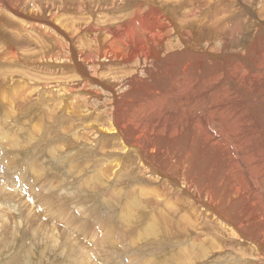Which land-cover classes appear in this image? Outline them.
I'll return each instance as SVG.
<instances>
[{
	"label": "bare ground",
	"instance_id": "6f19581e",
	"mask_svg": "<svg viewBox=\"0 0 264 264\" xmlns=\"http://www.w3.org/2000/svg\"><path fill=\"white\" fill-rule=\"evenodd\" d=\"M261 182L264 0H0V212L51 218L15 212L0 264H264ZM99 197L133 225L107 249L66 209Z\"/></svg>",
	"mask_w": 264,
	"mask_h": 264
},
{
	"label": "rangeland",
	"instance_id": "374dc122",
	"mask_svg": "<svg viewBox=\"0 0 264 264\" xmlns=\"http://www.w3.org/2000/svg\"><path fill=\"white\" fill-rule=\"evenodd\" d=\"M257 2H258V5L260 4V2H261V0H257ZM255 27H259V24L258 23H256L255 24ZM126 43H130V40L129 41H126ZM99 112V111H98ZM40 127V126H39ZM39 135L38 134V132L36 131L35 132V135ZM47 138H48V136H47ZM36 141V140H35ZM37 142V141H36ZM4 150L6 149L5 147L3 148ZM12 155H14V156H12ZM32 155V156H31ZM12 157V158H11ZM27 157L28 158H25V159H22V160H20L21 158L18 156L17 157V154L14 152V153H10V160H14V161H18V164H15V165H13L14 166V168L12 167V169H16L17 167H18V169L15 171V170H13V174H14V177L15 178H17V177H21V176H19L20 174H21V169H22V171L23 172H26V178H27V181L28 182H30V183H35L36 181H35V179H34V175H35V171H31L30 170V164L31 163H33L34 164V162H35V160H36V156H35V153H34V151L31 149L30 150V152L28 153V155H27ZM32 159H33V161H32ZM35 159V160H34ZM9 160V159H8ZM7 160V158H6V161H8ZM31 160V161H30ZM20 161H22V162H20ZM43 162V161H42ZM46 162V160H44V162L43 163H45ZM57 162V159H56V161H55V163ZM41 163V162H40ZM24 164V165H23ZM26 164V165H25ZM109 164H112V163H108L107 165H103L104 167H106V166H109ZM22 165V166H21ZM24 167V168H23ZM26 167V168H25ZM28 168V169H27ZM89 168H91V167H89ZM20 169V170H19ZM56 170H58V169H56ZM16 173H17V175H16ZM66 173H68V174H66ZM19 174V175H18ZM64 174H66L68 177L67 178H70L71 179V177H70V172L67 170V171H65L64 172ZM17 176V177H16ZM60 176V175H59ZM29 177V178H28ZM14 178V179H15ZM31 178V179H30ZM32 179H34V180H32ZM69 179V180H70ZM61 182H62V180H61ZM22 184H24V185H22V187H25V188H29V185L28 184H25V183H22ZM261 185H262V187H264V182H261ZM27 186V187H26ZM43 186H45V185H43ZM75 186V185H74ZM34 190H36L37 192L39 191V193H43V190H42V186L41 185H36L35 186V189ZM44 191H46V190H44ZM55 195L57 194V190H55ZM62 192H64L63 190H60V193H59V195L62 193ZM100 194H103V192H99ZM46 194V193H45ZM109 194V195H108ZM104 195L106 196L105 197V200H110L109 199V197H111V199L113 198V195L112 194H110L109 192H104ZM19 196H20V198H24L28 203L30 202V204H34L35 202H34V199H33V196L32 195H30L29 193H27V192H25V191H23L22 189L21 190H19ZM61 196H62V194H61ZM82 196L83 197H81V195H78V197L80 198V199H84V200H86L87 198H89V197H91V196H93V195H88L87 197H85L83 194H82ZM96 196V195H95ZM67 196H65V198H66ZM82 199V200H83ZM102 199L99 197V199H96V200H93L92 201V203H91V201H89V202H85V203H83V204H81V205H77L76 203H74V204H71L68 208H66L67 210H68V212L70 213L69 214V217L72 219V220H74V223L75 224H78L79 225V230H80V232H78L77 230H76V235L78 234V236L82 239V241L84 242V243H86V244H93V245H97L98 244V241L100 240L102 243H104V246H102L104 249H107V248H109V246H110V243L109 242H113L112 241V237L114 238V241H115V243L116 244H118L119 242H125L126 241V239L130 236V232H129V230L133 227V225H127L126 223H124L123 221H122V219L120 220L119 219V217H118V215H113L112 214V211L114 210V209H116V211L117 212H121V210H122V208H121V205L119 204V203H117L116 202V204H114L115 202H110L111 203V207H108L107 205V203H108V201H105V202H103L101 205H102V208L100 207V206H98L99 205V203H100V201H101ZM58 202H55V204H57ZM106 205H105V204ZM163 204H165V201H163L162 202ZM37 204V202L35 203V205ZM3 206H5V204H2ZM35 205H33L34 206V208L35 209H37L36 210V212H33V215H29V209H28V207H26L27 205H21V207H20V210L19 211H15L16 213H19V212H21V211H23L22 212V215H24V217L25 216H27V218L28 219H30V220H33V219H35V218H38V219H40V218H44L46 221H47V223L49 224V222H51V218H50V216H47V215H45V211H40V209L42 210V207L40 206V205H37V206H35ZM96 206V207H98V208H94V207H92V206ZM117 205V206H116ZM72 206V207H71ZM6 207V206H5ZM9 207V206H8ZM37 207V208H36ZM76 207V208H75ZM26 208H27V211H25L26 210ZM84 209V211H82V210H80V209ZM99 208H101V211L103 212L104 210H106L107 212H106V214H104V213H100V216H99ZM114 208V209H113ZM39 210V211H38ZM73 210V211H72ZM110 210V211H109ZM112 210V211H111ZM76 211V212H75ZM8 214H3L2 212H0V227H3L4 229L3 230H5V228H8V226L10 227V225L12 224V223H15V222H17V219L16 218H13L12 216L15 214L16 215V213L15 212H13L12 210H8ZM27 212V213H26ZM89 213V214H88ZM92 213V214H91ZM2 214V215H1ZM11 214V215H10ZM97 215V216H96ZM7 216V217H6ZM148 216H149V214H148ZM12 217V218H11ZM93 217V218H92ZM6 218H8L10 221H8V222H4L3 220H5ZM26 218V217H25ZM76 218H77V220H76ZM100 218V219H99ZM90 219H91V221H90ZM15 221V222H14ZM27 220H25V222H26ZM94 221V222H93ZM32 222V221H31ZM64 222V221H63ZM62 222V224H61V226H60V228H64V226L66 225V224H64ZM92 222V223H91ZM10 223V224H9ZM24 223V222H23ZM9 224V225H8ZM25 224V223H24ZM23 224V226L21 227V230H28L29 228L30 229H32V227L34 228V225L32 226V227H30V225L29 224H27L26 223V225H24ZM84 224V225H83ZM2 225V226H1ZM29 225V226H28ZM82 226V227H81ZM25 227V228H24ZM80 227L82 228V229H80ZM87 229H86V228ZM70 228V226H68L67 227V229H69ZM99 228V229H98ZM9 230L8 231H12L13 229H10V228H8ZM32 230H34V229H32ZM94 230V231H93ZM0 231L2 232V229H0ZM92 233V234H91ZM95 235V236H94ZM82 236V237H81ZM87 236V237H86ZM92 237V238H91ZM92 239L94 240V242L92 241ZM97 239H98V241H97ZM108 240V241H105V240ZM111 239V240H110ZM89 242V243H88ZM187 242H189L188 244H187ZM95 243V244H94ZM181 244H183L182 242H181ZM185 244H187V245H185ZM185 244L184 245H180V247H178L180 250H181V252L183 253L184 252V250L186 249V250H188V251H191L192 250V246H193V243H192V241H186L185 242ZM101 247V248H102ZM183 247H184V249H183ZM101 248H100V250H101ZM174 250H172L171 251V254H172V252H173ZM183 255H185V253H183ZM157 258V257H156ZM125 259V257L123 258V260ZM139 260V261H138ZM142 260H144L143 258H137L136 259V263H138V264H142L143 262H142ZM160 260V259H159ZM48 262V261H47ZM162 262V261H161ZM161 262H159V264L161 263ZM46 263V262H45ZM151 263H152V261H151ZM162 264V263H161ZM209 264H231V262L229 261V258H228V256H221V255H215L214 257H213V259L210 261V263Z\"/></svg>",
	"mask_w": 264,
	"mask_h": 264
}]
</instances>
